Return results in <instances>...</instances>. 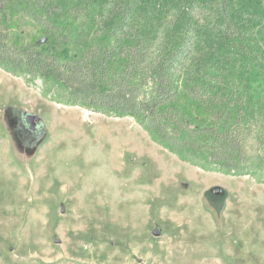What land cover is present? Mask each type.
Segmentation results:
<instances>
[{
    "label": "rangeland",
    "instance_id": "rangeland-1",
    "mask_svg": "<svg viewBox=\"0 0 264 264\" xmlns=\"http://www.w3.org/2000/svg\"><path fill=\"white\" fill-rule=\"evenodd\" d=\"M12 35L47 38L25 19ZM42 90L0 69V264H264V184L185 163L134 119ZM191 117L189 129L207 122Z\"/></svg>",
    "mask_w": 264,
    "mask_h": 264
},
{
    "label": "trees",
    "instance_id": "trees-1",
    "mask_svg": "<svg viewBox=\"0 0 264 264\" xmlns=\"http://www.w3.org/2000/svg\"><path fill=\"white\" fill-rule=\"evenodd\" d=\"M18 19L74 51L18 42ZM0 69L134 119L185 163L264 184V0H0ZM195 112L207 122L189 129Z\"/></svg>",
    "mask_w": 264,
    "mask_h": 264
},
{
    "label": "water",
    "instance_id": "water-1",
    "mask_svg": "<svg viewBox=\"0 0 264 264\" xmlns=\"http://www.w3.org/2000/svg\"><path fill=\"white\" fill-rule=\"evenodd\" d=\"M47 41V38L44 37V38H41L40 40L37 41L36 45L37 46H41L43 44H45ZM36 121H38V118L36 119ZM154 236H157L158 235V232L157 231H154ZM55 243H59V240L55 239Z\"/></svg>",
    "mask_w": 264,
    "mask_h": 264
},
{
    "label": "flooded vegetation",
    "instance_id": "flooded-vegetation-1",
    "mask_svg": "<svg viewBox=\"0 0 264 264\" xmlns=\"http://www.w3.org/2000/svg\"><path fill=\"white\" fill-rule=\"evenodd\" d=\"M32 119H34L35 122H38V121H36L37 118H32ZM32 119H31V120H32ZM31 120L29 119L28 121L31 122Z\"/></svg>",
    "mask_w": 264,
    "mask_h": 264
}]
</instances>
